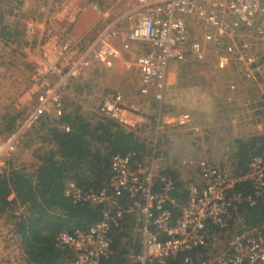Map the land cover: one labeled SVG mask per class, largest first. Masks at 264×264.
<instances>
[{
  "label": "built area",
  "instance_id": "2783aa9c",
  "mask_svg": "<svg viewBox=\"0 0 264 264\" xmlns=\"http://www.w3.org/2000/svg\"><path fill=\"white\" fill-rule=\"evenodd\" d=\"M116 4L118 11L98 9L100 18L89 37L60 48L74 55L67 62H45L33 75L35 102L13 133L0 137V168L9 170L7 161L17 139L42 118L51 127L69 131L61 123L65 92L71 78L93 66L111 68L131 59L127 64L139 73V93L160 105L170 63L205 60L212 50L218 68L235 67L240 77L257 85L264 100V78L259 76L264 73V0H117ZM190 24L198 38L189 33ZM36 25L27 24L28 36L34 35ZM123 100L117 90L104 92L97 110L100 118L127 123L122 119ZM261 111L264 124V106ZM160 116L159 110L149 151L111 156L104 188L85 190L73 180L65 181V194L73 203L103 209L101 218L88 228L64 229L56 235L57 244L72 252L61 264H103L113 251V230H121L123 221L128 231L124 241L131 244L125 247L128 264H264V214L254 224L245 220V207L264 204V154L251 156L241 175L212 160L183 158L179 163L196 172L193 180L183 183L166 172L168 166L155 147L169 125ZM190 122V113L181 112L171 123L180 128ZM241 185L249 188L237 190Z\"/></svg>",
  "mask_w": 264,
  "mask_h": 264
},
{
  "label": "rangeland",
  "instance_id": "374dc122",
  "mask_svg": "<svg viewBox=\"0 0 264 264\" xmlns=\"http://www.w3.org/2000/svg\"><path fill=\"white\" fill-rule=\"evenodd\" d=\"M116 1L83 0L81 1L83 6H76L75 11L71 13L68 7L74 0H0V9L5 11V23L16 28V32L19 33L11 46L5 45L0 40V128L6 116L18 114V120H20L31 110L37 90L36 86L33 85L31 76L40 67L43 68L48 59H52L48 55L50 49L54 52L57 51L56 61L67 62L71 56H74L69 52H61L60 48H68L75 39L70 32L71 23L76 19L75 14L83 11L86 7L94 10V7L91 6L93 3L98 4L99 7L96 6L98 8H95L97 11L100 8L102 11H118ZM30 22L37 23L32 37L26 34V26ZM190 25L189 33L198 38L200 34L196 32L195 26ZM208 51L205 60L195 61L205 63L206 68L215 71V68H218L216 58L212 54V50ZM38 55L42 57L47 55V58L43 61H41L42 59L39 60L41 64L35 63L34 57ZM193 60L189 58L172 63L179 68L189 67V62ZM130 62L131 59H127V62L121 60L114 67H111L120 71L118 74L115 71L116 74L113 78L121 86L117 89L106 87L98 71L92 72L91 75H85L84 72L90 68L83 71L79 77L71 78L63 98L64 110L65 112L78 111L88 120L96 121L100 118L97 110L104 92L117 90L123 94L124 99L125 111L122 119H126L124 116L135 118V120L129 119L127 123L117 120L118 124L126 130H132L138 141L144 145L145 151H149L154 144V122L159 115V110L160 115L164 111L167 113L168 110H166L164 101L158 105L151 97L139 93V73L133 65L127 64ZM118 63L122 65V69L117 66ZM111 68H106V70ZM103 69L105 70V67ZM259 76L264 78V73ZM183 97L180 95L179 99L173 100L174 107L172 110L174 111L172 112H184L182 109L183 103H185ZM138 115L143 118L139 119L136 117ZM51 126L49 120L42 118L35 126L22 134L17 139V148L11 153L7 161L8 167L21 170L26 175L33 177L35 167L39 163L36 151L48 148L44 137L47 136ZM191 126L193 127V125ZM191 126L179 128L173 123L165 125L164 133L157 139L155 147L159 150L166 166L174 170L183 183L193 180L196 173L194 169L179 163L181 159L187 157L212 159L216 160L214 161L216 163L220 161L221 163L218 164L233 171L231 158L235 141L240 137L234 138L233 135L236 136V134H225L232 132L231 129L223 130L222 134L216 130V127L210 126L209 130L199 128V131L195 132ZM0 137L6 138L1 133ZM21 207L20 205L13 210L9 209L0 216V264H29L22 249L21 239L13 227V216L21 212Z\"/></svg>",
  "mask_w": 264,
  "mask_h": 264
},
{
  "label": "trees",
  "instance_id": "16d2710c",
  "mask_svg": "<svg viewBox=\"0 0 264 264\" xmlns=\"http://www.w3.org/2000/svg\"><path fill=\"white\" fill-rule=\"evenodd\" d=\"M2 10L0 40L11 46L19 33L5 23ZM17 120L18 114L6 116L1 134L13 133ZM61 123L67 124L69 131L63 132L57 126L48 130L44 137L48 148L36 151L39 163L33 177L15 168H0V216L9 209L24 207L13 216V227L29 264H61L72 257L68 248L57 244L56 235L64 229H86L102 216V205L73 203L65 194L67 179L82 189L99 191L108 183L113 154L145 151L134 132L122 128L116 120L91 121L73 111L64 112ZM257 154H264V133L236 139L231 158L234 174H243L250 157ZM166 172L177 177L169 167ZM245 188L249 185L238 186L237 190ZM245 208V220L251 224L260 221L264 214V204L260 201L255 207ZM120 227L121 230H113V251L103 264H128L125 247L131 244L124 241L128 237L124 221Z\"/></svg>",
  "mask_w": 264,
  "mask_h": 264
},
{
  "label": "crops",
  "instance_id": "0c3cea01",
  "mask_svg": "<svg viewBox=\"0 0 264 264\" xmlns=\"http://www.w3.org/2000/svg\"><path fill=\"white\" fill-rule=\"evenodd\" d=\"M81 1L83 0L76 2L74 0L70 4L68 9L71 13L75 11L76 6H83ZM75 16L76 19L71 23L70 28L74 40L78 41L89 37L91 28L95 26L100 18L98 11L86 7L83 11L77 12ZM48 55L52 59H48L46 62L49 60H55L53 62H56L57 51L54 52L50 49ZM38 56L34 57L35 63L38 64H41V61L47 58V55L44 57ZM52 61L48 63H53ZM120 63L122 64V62ZM189 63V67L183 66L181 68L171 63L168 68L167 88L163 98L168 112L161 113L160 119L163 123H171L175 116L181 113L178 111L172 112L174 111L172 109L174 107L173 100L179 99L180 95H183L185 103H183L182 109L191 115L190 126L193 125V127L201 130H209L212 126L216 127V130L222 134L223 130L231 129L232 132H226L225 134H236V136L233 135L234 138H246L264 132V124L261 121L264 100H261L260 91L252 80L240 77L233 66L222 70L215 68V71H212L206 68L205 63L196 62L195 60ZM117 66L122 69V65L119 63ZM92 69L94 70L92 71ZM97 71L100 72L99 74H101L103 84L105 83L106 87L111 89L121 87L119 82H115L113 79L116 73H120L116 68L110 70L105 68L104 70L102 66H93V68L86 70L84 74L91 75L92 72L96 73ZM31 79L33 80V76H31ZM181 82L183 83L181 84ZM232 84L234 85L233 88ZM124 117L127 121L129 119L135 120L132 116ZM136 117L143 118L139 115Z\"/></svg>",
  "mask_w": 264,
  "mask_h": 264
}]
</instances>
